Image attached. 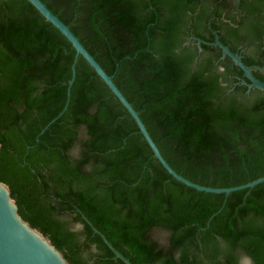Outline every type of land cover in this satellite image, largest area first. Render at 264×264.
<instances>
[{"label": "trees", "instance_id": "obj_1", "mask_svg": "<svg viewBox=\"0 0 264 264\" xmlns=\"http://www.w3.org/2000/svg\"><path fill=\"white\" fill-rule=\"evenodd\" d=\"M42 1L178 173L213 187L264 175V90L234 85L242 70L195 42L218 36L264 81V0H238L239 19L232 0ZM0 180L68 264H125L92 226L133 264H264V180L225 193L172 176L29 0H0Z\"/></svg>", "mask_w": 264, "mask_h": 264}, {"label": "water", "instance_id": "obj_2", "mask_svg": "<svg viewBox=\"0 0 264 264\" xmlns=\"http://www.w3.org/2000/svg\"><path fill=\"white\" fill-rule=\"evenodd\" d=\"M29 1L47 20L55 25L68 38L72 46L75 48L76 56L78 54H81V56L85 58V60L93 67L95 72L102 78L109 89L115 94L118 100L123 104L132 118L135 120L140 132L151 147L153 155L160 161V163L172 176L199 190L225 193H229L232 190L240 188L252 187L264 180V175H262L253 180L234 186L213 187L199 184L178 173L161 154L158 146L152 139L137 110L132 106L131 102L125 97V95L116 85L112 78V75L106 72V70L87 50V48L82 44L79 38L69 28V26L64 21H62L54 12H52L51 9L44 3V1ZM232 2L233 9L236 11V16L239 19L240 10L237 7L238 0H232ZM195 42L198 49H201V42L218 46L221 50V57L227 55L234 62V64H236L242 70L244 77L238 78V80L234 82V85H246L247 90L251 87H256L264 90V81L257 78L252 73V66L247 65L242 60L241 54L236 51H232L218 38V36H215L213 41L196 38ZM74 74L75 61L72 63V75L68 80L67 95H69L70 85L73 82ZM67 102L68 99L66 100L63 109H65ZM63 109L61 110V112L63 111ZM54 119L55 117L52 118L51 121H53ZM86 220L90 223L88 219ZM92 228L95 232L99 233L103 241L114 253V257L120 258L125 264H133L128 257H126L121 251L114 247V245L107 239L104 233H102L95 226H92ZM0 264H68V260L66 259L62 251L51 242L49 237L46 236L38 228L32 226L28 220L24 219L19 214L18 206L15 199L11 196L9 186L2 180H0Z\"/></svg>", "mask_w": 264, "mask_h": 264}, {"label": "rangeland", "instance_id": "obj_3", "mask_svg": "<svg viewBox=\"0 0 264 264\" xmlns=\"http://www.w3.org/2000/svg\"><path fill=\"white\" fill-rule=\"evenodd\" d=\"M74 225L77 226L78 224L77 223H74ZM248 261H249V259L247 257L244 258V262H248Z\"/></svg>", "mask_w": 264, "mask_h": 264}, {"label": "flooded vegetation", "instance_id": "obj_4", "mask_svg": "<svg viewBox=\"0 0 264 264\" xmlns=\"http://www.w3.org/2000/svg\"><path fill=\"white\" fill-rule=\"evenodd\" d=\"M191 38V37H190Z\"/></svg>", "mask_w": 264, "mask_h": 264}]
</instances>
